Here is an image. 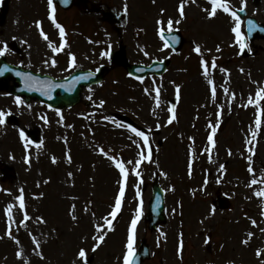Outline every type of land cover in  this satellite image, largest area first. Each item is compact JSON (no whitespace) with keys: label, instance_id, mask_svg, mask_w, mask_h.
<instances>
[{"label":"rangeland","instance_id":"374dc122","mask_svg":"<svg viewBox=\"0 0 264 264\" xmlns=\"http://www.w3.org/2000/svg\"><path fill=\"white\" fill-rule=\"evenodd\" d=\"M228 3L231 8L246 5L250 14L264 22V0ZM179 4L180 0H88L89 12L75 4L58 15L70 31L63 48H117L122 41L139 62L170 54L155 27L167 30L171 18L172 29L181 30L185 43L162 77L131 83L120 70L112 75L116 83L110 80L108 86L90 88L87 102L79 108L57 112L38 101L21 99L23 103L17 104L16 97L0 92L4 113L0 264H124L129 228L138 210L134 248L146 237L152 249L151 259L143 264H264V196L256 195L264 189V99L255 102L257 91L264 88V40L249 48L254 56L245 57L229 13L218 9L209 17V0H189L181 18ZM48 10L46 0H0V14L5 13L0 48L6 42L5 54L15 63L61 76L67 73L66 61L49 47V41L59 47L60 36L48 21ZM117 14L119 22L114 20ZM36 21L41 22L40 28ZM78 25L84 31L80 36L71 30ZM41 28L48 41L41 36ZM241 30L246 37L242 24ZM92 37L99 41H91ZM148 45L153 46L152 52ZM196 45L208 58L192 53ZM202 58L208 62L207 77ZM177 85H181L180 95ZM249 96L254 101L251 105ZM98 104L104 111L96 112ZM173 106L177 117L169 123ZM115 113L130 115L148 130V141L155 146L152 158L137 166L140 154L147 156L143 139L124 129ZM213 119L217 122L207 130ZM30 129L40 134L36 142L29 137ZM117 162L124 164L126 174L116 167ZM156 176L167 192L168 220L152 232L143 215ZM141 181L148 185L144 192ZM121 186V208L112 218ZM21 190L24 209L16 199ZM221 193L230 195L232 206L215 210L211 201ZM25 212L29 220H24ZM9 226L15 239L7 235ZM100 235L105 237L102 242L94 239Z\"/></svg>","mask_w":264,"mask_h":264},{"label":"snow or ice","instance_id":"6c2138e0","mask_svg":"<svg viewBox=\"0 0 264 264\" xmlns=\"http://www.w3.org/2000/svg\"><path fill=\"white\" fill-rule=\"evenodd\" d=\"M63 3L67 4L69 2V0H62ZM189 0H180V4H179V7H178V11H179V15L181 18L184 17L185 15V11H184V8H185V4L188 3ZM191 2H194V0H191ZM209 3L211 4V10L208 11V16L209 17H212V16H215L216 13H217V10L218 9H222L224 13H229L234 21H235V26L232 28V31L236 34V40L237 42L239 43V47L241 49V51H243L245 48L248 47L247 43L245 42V36H244V33L242 32L241 30V18L237 15L236 11H234L229 3H228V0H209ZM242 3H243V0H242ZM48 8H49V19L52 21V23L55 25V27L57 29H59V35L63 41V38L65 37V29L63 28L62 25H60L57 21H56V16H55V12H56V4L54 3V0H48ZM125 12H127V5H125ZM163 11V9L161 10ZM207 11V10H206ZM241 11H243V8L241 9ZM180 21H176V23H179ZM40 21H36L35 24L38 28H40ZM158 24H161L162 22L161 21H157ZM172 25H173V21L171 18H169V20L167 21V31L170 33L172 32ZM254 28V25L252 24V22H249L248 24V30L249 31H252ZM164 32H165V29L164 28H160V33L161 35L163 36L164 35ZM40 33H41V36L46 40L48 41L49 38L47 36L46 33L43 32L42 28L40 29ZM172 40H176V37L175 36H172L171 37ZM66 42H62L60 44L59 47H55L51 41H49V47H52L53 48V51H61L64 47V44ZM168 44L166 43L165 44V47H167ZM195 52L196 53H201V48L199 45H196L195 48H194ZM7 51V44L6 42L4 43V46L2 48H0V56L4 55L5 52ZM147 55V53H145ZM103 55L107 56L108 53L105 52L103 53ZM72 62L74 63L75 62V58L74 56L72 57ZM47 63V62H46ZM53 64H55V60L52 61ZM201 64L203 66V69H204V75L205 77L208 76L209 74V67H208V62L205 61L203 58L201 59ZM211 67L212 68H215L216 67V64H215V58H213L212 62H211ZM9 69V66L8 65H4L3 68H0V75H3L5 71H7ZM223 71H227L226 69L223 70ZM16 75L18 76H25V86L30 88L31 85L29 83V80L31 79V74H24V73H20V72H17ZM89 76L92 75V73H89L88 74ZM88 76H81L80 79H87ZM139 79V77H138ZM208 84L209 85H213V81L212 80H208ZM71 90V89H69ZM147 91V90H146ZM224 91L227 93L228 92V89H224ZM156 92H157V103L159 102V89H156ZM211 92H212V96L215 97L216 95V88L213 86L211 88ZM177 94H179V86H177ZM234 96V94H233ZM262 99H264V88H261L257 91L256 93V103H259ZM16 103L17 104H22L23 101L21 100V98L19 96L16 97ZM254 101L252 99L251 96H249L248 98V104L251 105L253 104ZM170 112H173V115L169 117V123L172 122V120L175 119V115H174V106L173 108H170L169 109ZM4 113L2 111H0V124L4 123ZM261 124V120L259 118L256 119V126L259 127ZM128 128L131 129L132 132H134L137 136L139 137H142L143 138V143L145 145L148 144V136L145 135V133L143 131H139L138 129L132 127L131 125H127ZM213 133H215L216 129L213 128L212 129ZM253 135H255V133H253ZM21 137L23 138L24 137V133L23 131H21ZM208 140L210 142H212L214 144V141H213V136L212 135H209L208 136ZM251 151V149H250ZM101 152H103V149H101ZM104 155H107V153H104ZM150 155H151V152H150V149H149V154L148 156H145L143 153L140 154V159L136 161L137 163V166H139V164L141 163V161H143L144 159H149L150 158ZM53 162L55 163L56 162V158L53 157ZM114 159V158H113ZM250 159V158H249ZM69 161H70V157H69ZM131 163V162H129ZM116 167L120 170V172L122 174H126V169H125V166L122 162H117L116 163ZM223 167V165H221V168ZM189 168L191 169V163L189 164ZM254 170L251 168V166L249 167V172H253ZM69 175H71V173H69ZM136 175L138 176L139 175V172L136 173ZM252 183H257L256 180H253ZM139 195V193H137ZM256 195L257 196H264V189H261L260 191L256 192ZM124 196V187L121 186L120 188V192H119V195L116 197L115 199V206L112 210V212L110 213V216L112 218H115L117 213L119 212L120 208H121V203H122V198ZM16 199L19 201V208L20 209H24L25 208V202H24V198H23V192L21 190V193L20 195H18L16 197ZM12 206L10 205L9 206V209L11 208ZM6 211H8V215H9V218L11 219V212L6 209ZM139 216H140V212L139 210L137 211V215L135 218L132 219L131 221V225H130V228H129V235H128V239H127V244H126V249L127 251L125 252L124 256H123V261H124V264H135V258H136V250L134 248V240H135V229H136V225H137V221L139 219ZM73 218L75 219V216H73ZM30 217L28 216V214L25 212L24 213V220H29ZM21 223H23V221H21ZM253 224L256 223L255 220L252 221ZM107 225H108V228L110 229L112 227V221L109 219L107 220ZM99 228V226H98ZM7 235H9L11 238L15 239V237L12 235V231H11V226H9V230L7 232ZM251 235V234H250ZM104 235H100L98 237H94V239H97L98 241L102 242L104 240ZM17 243H19V241L17 240L16 241ZM244 243H247V241L245 240ZM98 246V244H97ZM37 247H39V245L37 244ZM17 255H20V253H17ZM257 255H260V250L257 251ZM79 256L81 258L85 257V250L81 249L80 252H79Z\"/></svg>","mask_w":264,"mask_h":264},{"label":"water","instance_id":"95a60500","mask_svg":"<svg viewBox=\"0 0 264 264\" xmlns=\"http://www.w3.org/2000/svg\"><path fill=\"white\" fill-rule=\"evenodd\" d=\"M57 1L59 2V0ZM69 2H71V0H69ZM69 2L67 4L63 3L64 7H67L69 5ZM249 22H252V24L254 25L252 31L248 30L249 35L252 37V39L256 36H264V29H260L256 25L255 21L251 19L247 20V26ZM258 31L260 32L256 34ZM4 65H8L9 69L5 71L3 75H0V89H9L11 93L18 95H26L27 98L39 97L47 101L48 103L58 107L75 103L77 101V96L80 92L79 87L83 82H85L84 79L76 83H73L71 79L65 82H54V80L45 76H31V79L29 80L31 87L28 88L25 86V76H18L16 75V73L20 72L24 74H29V72L15 68L14 66L7 63H0V68H3ZM161 67V64L155 63L154 65L146 68L145 70L160 73V71L162 70ZM84 74L86 73H82L80 75L83 76ZM10 80L14 81L15 84L13 86L9 85ZM85 83L89 84V82ZM155 188H157V186ZM156 191L158 192H156V196L152 202V206L150 208L151 214L149 215V217H154V219L150 218L152 227L164 220L162 207V193L159 191V189H157ZM156 203H158V211L155 210ZM147 256V250L144 253L140 252L135 258V264H139V261H142V259Z\"/></svg>","mask_w":264,"mask_h":264},{"label":"flooded vegetation","instance_id":"af4514ba","mask_svg":"<svg viewBox=\"0 0 264 264\" xmlns=\"http://www.w3.org/2000/svg\"><path fill=\"white\" fill-rule=\"evenodd\" d=\"M75 51H73V53H74Z\"/></svg>","mask_w":264,"mask_h":264}]
</instances>
